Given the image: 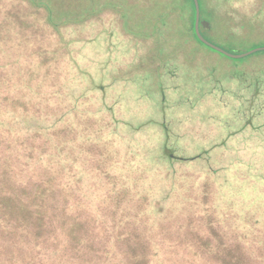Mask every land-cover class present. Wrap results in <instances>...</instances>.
<instances>
[{
	"label": "rangeland",
	"instance_id": "374dc122",
	"mask_svg": "<svg viewBox=\"0 0 264 264\" xmlns=\"http://www.w3.org/2000/svg\"><path fill=\"white\" fill-rule=\"evenodd\" d=\"M118 2L0 0V220L29 227L9 231L16 264L34 262L35 209L79 222L77 264H264V51L135 37ZM201 2L207 41L264 48V0ZM125 6L144 17L148 0Z\"/></svg>",
	"mask_w": 264,
	"mask_h": 264
},
{
	"label": "trees",
	"instance_id": "16d2710c",
	"mask_svg": "<svg viewBox=\"0 0 264 264\" xmlns=\"http://www.w3.org/2000/svg\"><path fill=\"white\" fill-rule=\"evenodd\" d=\"M161 1V0H160ZM203 2V1H202ZM201 0H199L200 4V12H201ZM38 4H45L42 3V0H37ZM49 3V2H48ZM126 0H119L118 5L116 6L118 9V13L123 19V28L124 30L135 37H142L143 39H149V38H156L157 41H165V43H168L167 41H180L182 38L185 40V42H189L191 40H194L195 43L198 42L201 45H204L200 42L198 39L196 33H195V19H196V12H195V5L193 0H166L163 7L161 8L163 11L161 13H157L155 11H158L160 7H158V4L160 3L159 0H148V6L146 7V14L140 17H136L135 19L132 18L130 9L125 6ZM50 7V6H49ZM50 9V8H49ZM161 11V10H160ZM167 11V12H166ZM49 12V20L51 24L58 28L60 25L70 22L71 17L66 16V13H64L63 16H56L55 12L48 11ZM152 13L150 16L149 14ZM175 14V15H173ZM173 15V16H172ZM66 16V17H65ZM172 20L173 22H171ZM205 21L209 24V27H204L202 24L200 25V31L202 34L204 31H208L211 29V22L207 20V18L202 15L201 12V22ZM186 28L184 30H188L187 34H179V31H182L180 29ZM167 32V33H166ZM166 33V35H165ZM204 35V34H203ZM208 40V39H207ZM164 43V45H166ZM161 44V43H158ZM205 46V45H204ZM207 47V46H206ZM214 51V50H213ZM216 52V51H215ZM218 53V52H217ZM220 54V53H219ZM222 55V54H221ZM68 114V111H65V113H62V115L59 118H62V116H66ZM59 118L58 121H59ZM39 121L40 118H39ZM40 130L42 132L47 131L48 127H40ZM12 134L14 135L13 129H6L3 126H0V135L3 134ZM91 138L88 136L87 140H90ZM34 148V147H33ZM58 146L56 147V149ZM169 146L166 145L164 150V156L167 158L168 162H173L177 158V156L174 155V153L169 152ZM23 155H25L26 159L20 154V151H14V156L17 157V159L20 160V162H23V160H26L27 162L25 164H22L23 168H26V166H29L28 162L33 158L31 155H28V152L33 154L34 149H24ZM208 154V153H207ZM34 156V154H33ZM181 159V161H192L198 158L195 157L194 159H183L182 157H178ZM43 168L47 169L46 166L42 163ZM1 170V168H0ZM1 172V171H0ZM34 181H36L34 179ZM62 182V181H61ZM60 182V186L64 187L65 185ZM41 183V182H40ZM41 184L46 185L47 182H43ZM38 184L37 181L34 183V187H36V193L34 194V198L38 199L43 196H47L49 193L48 189H44L43 185ZM3 201H0V208L8 209L11 203H14L15 200L13 197H10V195H7V198H2ZM20 207L27 211L26 205L21 199L19 200ZM62 217H58L54 219V216L49 215L51 213L50 209H47L45 212H43L40 209L34 210V223L37 225V233L36 237L37 239H34V262L31 263H25V264H48L50 261V256L52 254V257L54 260L62 261V259L65 257H69V263L68 264H77V258L74 259L75 255L73 252H78V249L75 248V244H80V239H78L77 236L74 235L71 232V228L74 229L73 225H76L75 227L79 226V222H74L70 225V229L67 227L66 221H67V215L65 209H62ZM58 220V222H57ZM78 220L80 221V218L78 217ZM8 220H0V248L2 249L6 244H9L6 248L7 256H9L10 263L12 264V261H14V264H16V258L18 253V248L21 247L20 244H15L12 246V237L11 236V229H14L13 235L16 234L18 236V228L21 230V233H25L29 227H27L25 224H21L22 222L19 221L18 223H12L8 224ZM81 225V224H80ZM67 228L69 230V234L67 233ZM22 229H24L22 231ZM25 231V232H24ZM44 231V233H43ZM43 233V234H42ZM25 235H23L24 237ZM68 237V239H67ZM78 239V240H77ZM77 240V242L75 241ZM75 241L76 243H73ZM39 242L43 243L39 247ZM30 246H32V242L29 243ZM41 246H43L42 250H45L46 252L44 254H39L36 252ZM30 249V248H29ZM50 249H53L50 251ZM12 250V251H11ZM11 254V256H10ZM19 256H21L19 254ZM22 258V257H19ZM9 263V262H8Z\"/></svg>",
	"mask_w": 264,
	"mask_h": 264
},
{
	"label": "water",
	"instance_id": "95a60500",
	"mask_svg": "<svg viewBox=\"0 0 264 264\" xmlns=\"http://www.w3.org/2000/svg\"><path fill=\"white\" fill-rule=\"evenodd\" d=\"M194 5H195V12H196V19H195V33L198 37V39L200 40L201 43H203L205 46H207L208 48L228 57V58H232V59H240L243 58L247 55L256 53V52H261L264 51V48H257V49H253L249 52L243 53V54H231L223 49H221L220 47L210 43L209 41H207L201 34L200 31V25L202 24L204 27H209V24L207 22H201V12H200V4H199V0H193Z\"/></svg>",
	"mask_w": 264,
	"mask_h": 264
}]
</instances>
